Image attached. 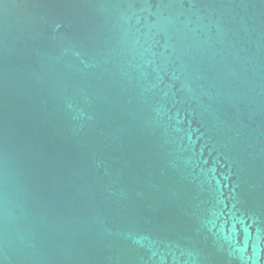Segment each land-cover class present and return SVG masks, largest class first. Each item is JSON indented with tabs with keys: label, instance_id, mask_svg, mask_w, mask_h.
<instances>
[{
	"label": "water",
	"instance_id": "95a60500",
	"mask_svg": "<svg viewBox=\"0 0 264 264\" xmlns=\"http://www.w3.org/2000/svg\"><path fill=\"white\" fill-rule=\"evenodd\" d=\"M0 264H264V0H0Z\"/></svg>",
	"mask_w": 264,
	"mask_h": 264
}]
</instances>
